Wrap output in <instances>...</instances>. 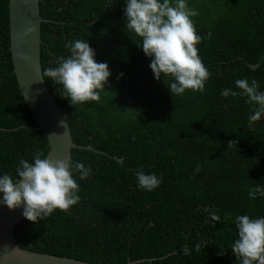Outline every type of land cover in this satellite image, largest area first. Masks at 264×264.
Masks as SVG:
<instances>
[{
  "label": "trees",
  "instance_id": "16d2710c",
  "mask_svg": "<svg viewBox=\"0 0 264 264\" xmlns=\"http://www.w3.org/2000/svg\"><path fill=\"white\" fill-rule=\"evenodd\" d=\"M186 3L198 12V55L210 75L203 93L171 96V78L154 79L139 38L124 28L123 0H39L43 79L67 115L72 142L93 151L70 150V160L91 169L79 182V203L35 224L23 218L13 229L20 249L89 264H238L230 249L235 216H264V198L247 196L264 183V119L249 126L255 106L220 92L239 91V78L264 92V0ZM77 39L89 42L111 76L98 102L73 107L43 71ZM36 127L12 73L8 0H0V173L15 178L21 158L46 156ZM137 168L161 185L139 190Z\"/></svg>",
  "mask_w": 264,
  "mask_h": 264
},
{
  "label": "clouds",
  "instance_id": "9594fccd",
  "mask_svg": "<svg viewBox=\"0 0 264 264\" xmlns=\"http://www.w3.org/2000/svg\"><path fill=\"white\" fill-rule=\"evenodd\" d=\"M124 28L139 38L137 47L149 58V69L156 80L170 77V95L182 96L186 90L203 93L209 78V70L198 55L197 34L192 18L198 12L189 7L186 0H123ZM69 54L57 57L55 66L46 68L43 75L54 85L60 86L71 106L86 102H98L100 90L105 89L111 71L106 62H97L96 53L85 40L66 43ZM123 74L121 73V76ZM234 91L221 89L222 97H246V103L254 105L248 115V125L264 119V92L256 80L239 78L234 81ZM235 146L233 142L227 145ZM199 171V167L195 169ZM91 175V169L79 161L49 159L35 153L31 162L21 158L15 168V178L0 173V204L8 210L22 208L25 220L37 223L54 211L67 212L80 201L79 182ZM136 186L141 191L152 192L162 180L155 173L137 168ZM250 200L264 198V183H254L247 190ZM213 221L219 220L212 215ZM236 239L231 251L238 264H264V216L237 215L233 220ZM196 251L201 244L195 245ZM189 249H182L187 255Z\"/></svg>",
  "mask_w": 264,
  "mask_h": 264
},
{
  "label": "water",
  "instance_id": "95a60500",
  "mask_svg": "<svg viewBox=\"0 0 264 264\" xmlns=\"http://www.w3.org/2000/svg\"><path fill=\"white\" fill-rule=\"evenodd\" d=\"M39 0H8L9 52L20 95L47 141L49 159L70 160L75 145L67 115L49 93L41 73ZM255 68L256 66H250ZM116 159V158H115ZM120 162V159H116ZM23 219L22 208L8 210L0 204V264H89L20 249L13 239L14 227ZM127 264H133L128 262Z\"/></svg>",
  "mask_w": 264,
  "mask_h": 264
}]
</instances>
